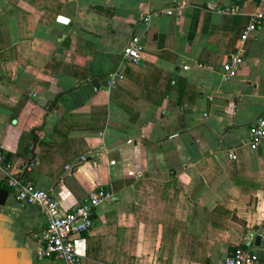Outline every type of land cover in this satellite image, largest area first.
I'll return each instance as SVG.
<instances>
[{
	"label": "crops",
	"instance_id": "1",
	"mask_svg": "<svg viewBox=\"0 0 264 264\" xmlns=\"http://www.w3.org/2000/svg\"><path fill=\"white\" fill-rule=\"evenodd\" d=\"M262 8L0 0V150L11 170L33 160L31 177L60 214L98 187L114 193L94 209L83 264H220L240 245L264 264V143H251L264 117V26L224 77ZM136 34L142 61L131 63L123 50ZM3 187L17 200L0 167ZM34 221L46 228L42 211Z\"/></svg>",
	"mask_w": 264,
	"mask_h": 264
},
{
	"label": "built area",
	"instance_id": "2",
	"mask_svg": "<svg viewBox=\"0 0 264 264\" xmlns=\"http://www.w3.org/2000/svg\"><path fill=\"white\" fill-rule=\"evenodd\" d=\"M172 13L171 10L168 11ZM151 14L145 13L143 20L149 24ZM259 26H264V8L258 9L252 15V20L241 31L239 44L228 62L224 65V77L229 79L235 75L244 60V44ZM142 38L133 35L123 50V57L131 63L142 61ZM122 77L120 71L114 72L109 84ZM251 143L257 147L264 143V117L257 119L252 125ZM236 158L235 153H231ZM33 160L28 161L22 171L13 172L11 164L5 160L0 150V167L4 170L7 183L14 189L15 198L19 202L34 206L44 213L46 228L35 234L38 242L37 259L59 260L62 264H83L84 245L86 237L93 226L94 209L104 202L114 199V193L106 188L98 187L92 190L87 199L74 205L64 214H60L59 203L52 194L39 188L31 177ZM68 167H70L68 165ZM259 260L257 252L249 246H237L220 264H256Z\"/></svg>",
	"mask_w": 264,
	"mask_h": 264
},
{
	"label": "water",
	"instance_id": "3",
	"mask_svg": "<svg viewBox=\"0 0 264 264\" xmlns=\"http://www.w3.org/2000/svg\"><path fill=\"white\" fill-rule=\"evenodd\" d=\"M92 83L99 88L98 77ZM40 212L34 206L14 200L5 187L0 188V264H40L36 237L26 236L29 226H36L34 216ZM256 244H260V236L256 238Z\"/></svg>",
	"mask_w": 264,
	"mask_h": 264
},
{
	"label": "flooded vegetation",
	"instance_id": "4",
	"mask_svg": "<svg viewBox=\"0 0 264 264\" xmlns=\"http://www.w3.org/2000/svg\"><path fill=\"white\" fill-rule=\"evenodd\" d=\"M38 228H39V226H35L34 224H31V225L29 226V229L26 230V236H27V237L34 236V233H32V232L35 231V230L38 229ZM31 233H32V234H31Z\"/></svg>",
	"mask_w": 264,
	"mask_h": 264
},
{
	"label": "trees",
	"instance_id": "5",
	"mask_svg": "<svg viewBox=\"0 0 264 264\" xmlns=\"http://www.w3.org/2000/svg\"><path fill=\"white\" fill-rule=\"evenodd\" d=\"M112 73H114V72H112ZM110 75H111V74H110ZM30 159H31V158H30ZM5 160L7 161V158H5ZM55 200H56V199H55ZM56 201H57V200H56ZM38 231H39V228L36 229L35 231H33L32 233H34V235H35V234H37ZM32 233H31V234H32Z\"/></svg>",
	"mask_w": 264,
	"mask_h": 264
},
{
	"label": "rangeland",
	"instance_id": "6",
	"mask_svg": "<svg viewBox=\"0 0 264 264\" xmlns=\"http://www.w3.org/2000/svg\"><path fill=\"white\" fill-rule=\"evenodd\" d=\"M40 264H41V262H40Z\"/></svg>",
	"mask_w": 264,
	"mask_h": 264
}]
</instances>
